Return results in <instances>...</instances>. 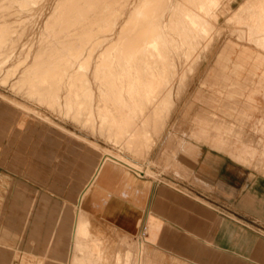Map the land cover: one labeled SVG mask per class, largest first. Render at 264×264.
<instances>
[{"label": "rangeland", "instance_id": "obj_1", "mask_svg": "<svg viewBox=\"0 0 264 264\" xmlns=\"http://www.w3.org/2000/svg\"><path fill=\"white\" fill-rule=\"evenodd\" d=\"M56 1L0 0V106L15 113L21 125V132L15 136L14 144L6 146V142H0V238L5 237L7 245H14L19 234L17 227L23 230L28 226V215L24 212L29 203H25L20 213L18 209L12 208V195L18 193L15 191L17 187L22 189V195L25 193L29 199L34 200L31 220L38 230L34 247L42 264H47L52 256L62 257L63 264H251L210 246L205 258L204 249H200L197 255L187 249H173L170 244L161 243L158 246L154 241L146 243L143 235H128L119 228L116 230L109 225H114L108 212L112 203L107 208L101 204L102 199H107L104 196L94 200L91 207L95 211L91 213L103 216L109 224L100 217L88 215L86 218L92 222L89 229L91 233L87 236H74L73 245V238L71 243L64 239L55 241V249L52 251L53 243L47 245L42 233L47 229L50 218L60 219L64 212L63 204L59 205L55 201L60 196L59 187L46 185V175L49 173L50 177L55 172H52L51 165L46 170L44 151L46 146L60 147L62 141L66 145L69 140H77L101 151L100 160L105 157L110 167L124 166L138 175L143 172L145 178L161 182L204 202L179 185H202L196 182L195 162L190 158L191 152L183 149L182 145L191 141L228 149L238 143L243 144V135L247 131L264 135V120L259 122V128L253 122V103L257 97L264 96V0H208L202 16L211 19L214 27L209 36L205 37L185 17L189 7H192V0H160V3L152 0L148 27L154 26L153 22L158 23V29L166 41V61L159 62L156 76L148 84L141 85L142 78H138L137 69L131 67V60L127 58L128 62L125 55L121 54V58L128 64L123 70L116 68L117 75L115 72L114 76L109 75L106 80L103 79L101 86L106 94L103 97L98 89L102 79L96 65L100 59L98 57L100 53H106L107 45L115 44L118 29L123 22L130 20L129 12L142 0H110L106 8L107 16L103 18L107 30L96 33V38L101 34L106 35V38L103 36L104 41H98L100 38L94 40L86 32L83 34L84 29L69 36L51 34L56 27L51 18ZM111 25L114 27L112 30ZM136 27H126L127 35L131 34L130 29ZM181 31L189 36L187 41L183 39ZM250 31H255L253 36L249 35ZM254 38L261 39V42H256ZM125 43L117 46L125 49L127 45L126 49L130 48L128 44L132 42ZM190 43L194 49L190 48ZM42 45L50 46L39 50ZM226 46L235 49L221 52ZM243 46L255 51L241 50ZM111 53L112 60L116 61L118 55L112 50ZM82 77L89 79L93 93V115L90 118L85 113L75 117L74 112L67 113L65 106L67 100H83L81 93L86 89L80 85L79 79ZM155 83L158 84L156 89L161 92V99L166 95L167 85H172L174 94L170 98L172 100L168 101L173 103L166 106L168 109L164 108V113L160 114L162 116L148 118L144 127L139 128L138 132L145 130V134L147 131L144 136L140 135L143 132H137L139 125L136 119L141 116L133 108L135 103L145 100L142 91L151 86L156 87ZM47 88L50 92L45 97L43 93ZM54 96H58L60 101H55ZM11 105L14 109L10 108ZM100 114L109 121L101 124ZM127 116H130V120L127 119L125 129L129 130L128 133L135 131L142 137H137L140 139L137 140L139 146L136 143L137 146L133 148L124 142L123 145L115 143L114 140L113 128L119 124L115 121H126ZM131 122L137 123L138 127L135 128L136 125L134 127ZM215 141L222 146L218 147ZM248 143L260 147L255 169L264 174V143L262 140L254 142L253 139H248ZM256 152L254 150L248 154L251 160ZM90 187L88 185L87 190ZM69 198L70 202H75L74 197ZM52 204L53 208L50 209ZM7 225L14 227L9 228ZM8 228L11 235L5 236ZM21 239L23 242L26 239L23 245L27 247V234L22 233ZM138 240L143 243H138ZM189 242L185 244L195 245ZM74 251H77L76 254ZM22 255L23 251L19 249L11 264L20 263ZM31 259L32 264L37 263L36 257Z\"/></svg>", "mask_w": 264, "mask_h": 264}, {"label": "crops", "instance_id": "obj_2", "mask_svg": "<svg viewBox=\"0 0 264 264\" xmlns=\"http://www.w3.org/2000/svg\"><path fill=\"white\" fill-rule=\"evenodd\" d=\"M234 49L235 47L226 46L221 52ZM242 49L255 51L245 49L244 46ZM253 106V122L259 128V122L264 120V96L257 97ZM10 108L14 109V106L11 105ZM17 119L15 113L0 106V142H6V146L14 144L15 136L21 132ZM31 138L32 136L30 140ZM248 139H253L254 142L262 140L264 143V135L247 131L243 135V144L238 143L234 148L218 149L191 141L182 145L183 149L191 152L190 158L195 162L196 182L202 185H179L212 206L120 165L110 167L106 164L87 190L100 161L101 151L77 140H69L66 145L62 141L60 147L46 146V170L51 165L52 172H55L50 177L49 173L46 175V185L59 187L60 196L55 201L59 205L63 204L64 216L49 219L48 227L42 233L43 240L47 245L53 243L52 251L55 249V241L61 239L71 243L73 238V245L76 222L80 216L100 217L109 224L103 216L91 213L95 211L91 207L94 200L99 199L98 196H104L107 199L101 200L102 206L107 208L112 203L108 212L114 225H109L128 235H143L146 243L154 241L158 246L161 243L170 244L173 249H187L197 255L200 249H204V257L208 255L210 246L236 255L251 264H264V174L255 169L261 149L254 143L249 144ZM216 144L218 147L222 146L218 142ZM254 150L257 152L251 160L248 154ZM15 191L18 193L14 192L12 195L13 210L18 209L20 213L25 208V203H29L24 212L28 215V226L23 230L17 227L19 234L14 245H7L5 237L0 238V264H11L19 249L23 251V255L18 264H32L31 258L34 257L37 258L36 264H42L34 247L38 233L31 220L34 200L29 199L25 193L22 195L20 188L16 187ZM71 196L75 199L74 203L70 202ZM111 198L113 199L110 200ZM52 208L53 204L50 205V209ZM9 228L5 231V236L11 235ZM123 232L120 233L123 235ZM22 233L29 237L27 247L23 245L26 239L22 241ZM189 241L195 245L191 246ZM140 242L143 243L138 240ZM188 242L189 245L185 244ZM63 263L62 257L52 256L47 264Z\"/></svg>", "mask_w": 264, "mask_h": 264}, {"label": "bare ground", "instance_id": "obj_3", "mask_svg": "<svg viewBox=\"0 0 264 264\" xmlns=\"http://www.w3.org/2000/svg\"><path fill=\"white\" fill-rule=\"evenodd\" d=\"M28 1L32 2V0H27V2ZM111 1L110 0H57L55 2L56 4L54 6V9L52 11V16H51V18L54 19L53 25H55L56 27H55V29L52 30L51 34H53V35L60 34V35L69 36V35L76 33L77 31H79L81 29H84V33L82 31L83 34H85V32H86L87 33L86 35L94 37L95 38L94 40H98L100 38L101 40L99 39L98 41H104L106 38V35L101 34V36L98 35L99 37L96 38V33L100 30L101 31L107 30L106 29L107 25L105 24V21H103V18L105 16H107L106 8L108 7V3ZM192 1H193L192 7L191 6L189 7V10H188V12H186L187 14L185 15V17H187V19L191 23V26L195 27V30L201 36H204V37L209 36L208 34L211 33L210 31H211L212 27H214L213 22L207 16H202V13L206 8L208 0H192ZM151 2H152V0H142L140 3L135 5L131 9V12H129V13H131L130 14L131 16L129 15L131 18L130 17L128 18L130 20L129 21L124 20L125 22H123L122 23L123 25H121V28L118 29L119 32L117 34L115 44L107 45L105 48L106 53H104V52L100 53V55L98 57L100 59H98V62H97L98 64H96V65H97V70L102 74V79L98 83V89L100 91L99 94L101 96L105 94L104 93L105 89L103 91V86H101L102 85L101 83H104L103 79L106 80V78L109 75L114 76L115 72H116L115 70H117L116 68L123 70L126 68V64H128L125 59L121 58V54L125 55L124 57L126 59L128 58L129 60H131L130 61V64H132L131 67H133L134 69H137L138 78L139 77L142 78V81L140 83L141 85L142 84L145 85L146 83L148 84V82L150 80H152L153 77L156 76L157 72H159L156 70L158 68V66H160L159 62L163 63L166 61L164 59L165 58L164 57V51H165V47H166V41H165V38H164L162 32L158 29V26H157L158 23L153 22L154 26L148 27V23H150L148 21V17L150 15L149 6H150ZM157 2L160 3V0H157ZM150 11H152V9H150ZM122 12L123 11H121V13ZM184 14H185V12H184ZM204 14H206V13H204ZM169 17L171 18V16H169ZM116 18H118V17H116ZM171 20H168V21H171ZM229 22H231V20ZM126 23H127V25H128V23H132V24H130V27L133 25L134 28L137 26V27H140V29L138 30L137 27H136V29H132V30L130 29L131 34L127 35V32H126L127 28L126 27H128V28H130V27H129V25L126 26ZM111 24L114 25V23H112V22H111ZM114 27H115V25H114ZM114 27L111 25L110 29L112 30ZM166 27H167V25H166ZM254 33H255V31H250L249 35L253 36ZM181 34H182L183 39L185 41H187L189 36L184 31H181ZM101 37H103L104 39ZM107 39H108V37H107ZM254 39L258 43L261 42V39H259V38H254ZM211 40L213 41L214 39H211ZM126 41L132 42L133 45H132V43H131V45L128 44V46H130V48H127V49H126L127 45L125 47V45L120 44L121 46H124L125 49L119 48L117 46L119 43H125ZM51 45H53V44L51 43ZM189 45H190L191 49H194V47L192 46L191 43ZM47 46L48 45H42L41 49H39V50L47 49ZM111 50L113 52H115L116 55H118V57L115 56L116 58H118V59H115L116 61L112 60L113 57L111 58V55H112ZM188 55L189 54L187 53V56ZM126 56H128V57H126ZM35 57H36V54H35L34 58ZM101 57H102V59H101ZM103 58H106V60H103ZM129 60H128V62H129ZM128 71H129V65H128ZM116 75H117V72H116ZM121 75H123V74L121 73ZM134 75H135V73H134ZM137 76H135V79L137 78ZM182 78L183 77H181V79ZM153 80H155V79H153ZM95 81H96V79H95ZM156 81L158 82V80H156ZM79 82H80V85L84 86L86 89L83 93H81V97H83V100H81V101H68V100L65 101L67 113H73L74 112L75 117L81 115L82 113H85L90 118L93 115V93L91 92V89L89 87V79L87 77H82L81 79H79ZM152 83L153 82H151V84ZM157 85L158 84H156V87L151 86V87H149V89L147 88V85H146L147 89L146 90L144 89L145 91H142L146 96L145 100L139 101V103H135L133 110L137 111L140 114V116L142 117V118L139 117V119H136L139 127L137 126V123L136 124L134 123L135 121L131 122V123H134V124H132V125H134V127L136 125L135 128L138 127L137 132L141 126H142V128L144 127V124H145V122L148 121V118L153 119V118H157V117L162 116L160 114L164 113L163 112V110H165L164 108H166V106L169 107V105H168L169 103H170V105H172V103H173V102L171 103V101H168L171 98V96L174 94L173 88L171 87L172 85L171 84L167 85L166 92H165L166 95L163 99H161L159 96L161 92H159V89H156V88H158ZM52 88L53 87H51V83H50V89H52ZM132 88H133V86H132ZM161 88H162V86H161ZM50 89L47 88L44 91L43 94L45 97H46L47 93L50 92ZM133 89H135V88H133ZM38 92H40V91H38ZM131 92L133 93L134 91H131ZM176 93H177V91H176ZM179 93L180 92H178V94ZM181 94H182V92H181ZM130 95H132V94H130ZM176 96H177V94H176ZM53 99L55 101H60L58 99V96H54ZM170 100H172V99H170ZM149 109H150V111H149ZM152 109H153V111H152ZM166 109H168V108H166ZM99 118H100L101 124L109 121L106 119V116H103L101 114H100ZM165 118H167L166 115H165ZM127 119L130 120V116L129 117L127 116L126 121L125 120H123V121L122 120H116L115 121L116 123L118 122L119 124L116 125L115 128H113L114 129V138H115L114 140H115V143H121L122 144V142H124L128 147L132 146V148H133L139 144V143H137L138 142L137 140H140L142 138L138 134L141 130L138 133L135 131H134V133L132 131L130 133H128L129 130L125 129V126L128 123ZM166 120H165V122H166ZM156 121H158V120H156ZM157 124H159V123H156V125ZM142 130H144V129H142ZM144 131H141L143 133L140 132L141 133L140 135L144 134ZM146 132H145V134H146ZM145 134H144V136H145ZM129 136H131L132 138L131 137L128 138ZM138 136L140 137V139L139 138L137 139ZM142 141H140V143H142ZM144 141H145V139H144ZM136 143H137V145H135ZM147 144H149V143H147ZM141 145H140V147H141ZM143 145H142V147L145 148V146H143ZM145 149H147V148H145ZM128 163H130V162H128ZM105 164H106V158L103 157L99 161L98 167L96 168L94 175H92V177L90 179L89 186H92V183L94 182L95 178L98 176L101 169H103V167H105ZM133 165H134V163H133ZM140 173H143V172H140ZM91 223L92 222H90L86 217L80 216L76 222L77 227H76V230L74 233L75 236L78 237V235L79 236L80 235H86V236L89 235L91 233V231H89V229L92 225ZM75 244H76V242H75ZM77 251H74L75 254ZM77 255H79V254H77Z\"/></svg>", "mask_w": 264, "mask_h": 264}]
</instances>
